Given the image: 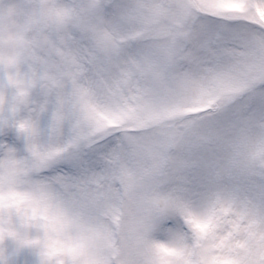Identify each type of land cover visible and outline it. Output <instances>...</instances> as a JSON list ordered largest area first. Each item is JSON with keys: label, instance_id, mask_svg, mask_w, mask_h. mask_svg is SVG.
I'll list each match as a JSON object with an SVG mask.
<instances>
[{"label": "snow or ice", "instance_id": "6c2138e0", "mask_svg": "<svg viewBox=\"0 0 264 264\" xmlns=\"http://www.w3.org/2000/svg\"><path fill=\"white\" fill-rule=\"evenodd\" d=\"M0 264H264V0H0Z\"/></svg>", "mask_w": 264, "mask_h": 264}]
</instances>
